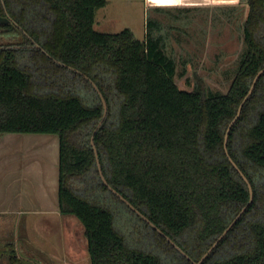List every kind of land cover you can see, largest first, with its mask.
<instances>
[{
    "label": "trees",
    "instance_id": "1",
    "mask_svg": "<svg viewBox=\"0 0 264 264\" xmlns=\"http://www.w3.org/2000/svg\"><path fill=\"white\" fill-rule=\"evenodd\" d=\"M240 2L248 6L244 52L220 93L196 76L191 90L175 84L176 64L156 21L138 40L128 28H94L106 0H0V16L12 20L0 25V44L29 37L45 52L0 49V137L57 138V209L80 223L89 264H192L216 242L201 264H264V72L247 96L264 68V0ZM77 85L88 87L92 105L66 91ZM101 98L108 113L92 134ZM238 128L243 139L236 152ZM91 134L107 184L191 261L102 183ZM230 160L248 180L251 202ZM23 255L45 264L13 251L0 255V264H25Z\"/></svg>",
    "mask_w": 264,
    "mask_h": 264
},
{
    "label": "rangeland",
    "instance_id": "2",
    "mask_svg": "<svg viewBox=\"0 0 264 264\" xmlns=\"http://www.w3.org/2000/svg\"><path fill=\"white\" fill-rule=\"evenodd\" d=\"M106 1H108L106 6L96 12V20L100 21V23L96 24L95 22L94 28L99 32L105 33H116L125 28H128L134 33L135 38H137L138 40H143V0ZM240 11L241 10L239 8H234L231 18L229 16V19L227 18L226 22L213 25L214 27H210L208 32H203L204 30L201 31V29L196 31H182V29L178 30L175 28L171 29V25L166 24V21H163V30L161 31V33L164 34V43L166 44L165 52L175 61L176 69L174 82L180 89L191 90L195 83L194 76H196L203 81L202 83H204L205 88L209 91L226 93L233 77L237 62L244 52V44L241 37V28L246 15L244 14V12ZM179 24L177 23V27L179 26ZM195 24H200V22H197ZM204 25L208 24L205 22ZM28 39L29 42H23L22 40L17 42L19 44L14 43L12 45H7L4 41L2 44H0V49L8 47L14 49L35 48L42 50L36 41L32 40L29 37ZM81 76L85 81L89 83V80L86 78V76ZM46 90L51 93L53 92L52 90H50V88H47ZM66 91L78 95L87 105H92L94 103V100L89 93V89L87 86H69L67 87ZM102 101H104L103 98H101V104ZM105 106L106 110L104 111L103 109L102 118L97 123L92 134L97 131V129L107 117L108 108L106 103ZM239 115L234 122L231 121L229 123L227 129L225 130V146L227 144L228 134L231 129L230 124L232 122L234 124L239 118ZM239 130L240 128L236 130L234 140L232 141V145L236 152H238V150L240 149V143L243 139V137L238 135ZM92 134L89 138L90 144L91 142L93 144ZM56 149L57 138L55 136H1L0 172L5 168L15 169L17 163L19 164L20 162H25L28 164L37 163L39 169L43 170L44 166L46 167V165H44L45 162L49 161L51 165V159L54 158ZM95 163L98 172L97 161ZM98 165L101 171L99 160ZM253 175L254 174L252 173V176ZM1 189L4 193L2 191L0 193H3L4 196H7L8 198L15 194V192L6 191L9 190V188H6V190H4L3 188ZM111 207L116 210V208L113 207L112 204ZM4 208L7 210H4V212H0L1 214H3L0 215V223L5 221H9L11 222V224L13 223L12 238L14 242L17 244L22 243L26 245L29 253L33 254V259L35 258L34 260H41L43 258L45 264H89L88 257H85L86 242L83 234V229L80 223L74 217H59L58 221L46 216L25 219V217L16 210L14 204L11 203L10 200L4 206ZM119 214L120 212H117V215ZM119 224L120 220L116 219V225L118 226L119 230L127 235V228H125L122 224ZM22 225L25 231H23ZM5 229H1L0 231L4 232L6 231ZM8 231H10L9 224ZM27 236L28 238H26ZM127 238L131 247L136 245L134 237H129V235H127ZM32 243H36L45 253L48 254V256L43 254L39 257L36 253L32 252V246H30ZM149 247L150 245H144L142 248L144 250H147V248ZM25 253L26 251L24 250L23 254ZM23 257L25 259V264H35L34 260V262H31V259L27 261L24 255Z\"/></svg>",
    "mask_w": 264,
    "mask_h": 264
},
{
    "label": "crops",
    "instance_id": "3",
    "mask_svg": "<svg viewBox=\"0 0 264 264\" xmlns=\"http://www.w3.org/2000/svg\"><path fill=\"white\" fill-rule=\"evenodd\" d=\"M143 4L144 37L150 21L158 22L161 28H163V21H166V24L171 25V29H182V31L201 29V31L204 30L203 32H208L210 27H214L213 25L226 22L229 16L231 18L234 8H239L245 15L248 11L247 4L241 3L240 0H143ZM95 22L96 24L100 23L96 17ZM197 22L200 24H195ZM205 22L208 25H204ZM177 23H180L178 27ZM54 154L51 165L49 161L45 162L46 167L44 166L43 170L39 169L37 163L28 164L25 162L17 163L15 169L1 170L0 192H3L1 188L4 190L9 188L6 191L15 192V194L8 198L4 196V192L0 193V212L7 210L4 206L10 200L25 219L46 216L58 221L59 217H66L60 215L57 209V149ZM0 215L3 214L0 213ZM22 229L25 231L23 225ZM19 244L27 254H30L26 250V245ZM30 246H32V252L37 255L48 256L36 243H32Z\"/></svg>",
    "mask_w": 264,
    "mask_h": 264
},
{
    "label": "water",
    "instance_id": "4",
    "mask_svg": "<svg viewBox=\"0 0 264 264\" xmlns=\"http://www.w3.org/2000/svg\"><path fill=\"white\" fill-rule=\"evenodd\" d=\"M9 23H12V20L8 17V16H5V17H2L0 16V25H5V24H9ZM39 48V47H38ZM42 51V50H41ZM43 53H45L44 51H42ZM264 72V68L262 70H260L256 76L254 77V80H253V83L252 85L250 86L249 88V91H248V94L247 96H249L252 92V89L254 87V84L256 83L257 79L259 78V76ZM95 88V87H94ZM245 101V99H244ZM102 105H103V109L104 111L106 110V106H105V102L102 101ZM242 107V104L239 106L238 108V111H237V115L236 117L233 119V122L236 120V118L238 117L239 115V112H240V109ZM105 113V112H104ZM233 122L230 124V126L233 124ZM229 126V128H230ZM91 145H92V148H93V152L95 154V158H96V161H97V166H98V172H99V175L101 177V180H102V183L108 187L109 190H111L119 199H121L131 210H133L134 212H136V214H138L141 218H143V220L145 222H147L155 231H157L162 237H164L167 242H169L182 256L186 257L188 260L191 261V259L175 244L173 243L167 236H165L157 227H155L148 219H146L144 216H142L139 212H137L133 206L127 202L126 200H124L122 198L121 195H119L116 191H114L106 182V180L103 178L102 174H101V171L99 169V165H98V160H97V153H96V150L91 142ZM231 161V160H230ZM232 165L234 166V168L239 172V174L241 175V177L243 178V180L246 182L247 184V188H248V191H249V195H250V202L252 200V189H251V186L249 185V183L247 182L246 178L244 177V175L239 171V169L236 167V165L231 161ZM245 208L242 209V211L238 214V216L233 220V222H231V224L226 228V230L223 232V234L218 238L217 241H219L222 236H224L228 231L229 229L235 224V222L238 220V218L240 217L241 213L244 211ZM217 243V242H216ZM216 243L209 249V251L204 254V256L198 261V262H194V261H191L192 264H200L204 258L209 254V252L211 251V249L216 245Z\"/></svg>",
    "mask_w": 264,
    "mask_h": 264
},
{
    "label": "flooded vegetation",
    "instance_id": "5",
    "mask_svg": "<svg viewBox=\"0 0 264 264\" xmlns=\"http://www.w3.org/2000/svg\"><path fill=\"white\" fill-rule=\"evenodd\" d=\"M8 224L10 226V231H8ZM5 225H6V227H5ZM1 229H5L6 231H4V232L0 231V255H4L5 253L9 254V253H11V251H13L17 254H19V253L23 254L24 250H23L21 244L15 243L13 238H12V224H11V222H9V221L1 222L0 223V230ZM26 255H28V254L26 253Z\"/></svg>",
    "mask_w": 264,
    "mask_h": 264
}]
</instances>
